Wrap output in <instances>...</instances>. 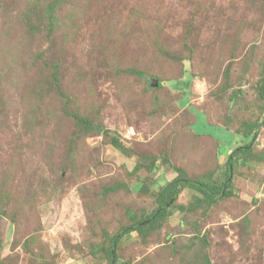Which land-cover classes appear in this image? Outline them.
Wrapping results in <instances>:
<instances>
[{
  "label": "rangeland",
  "instance_id": "374dc122",
  "mask_svg": "<svg viewBox=\"0 0 264 264\" xmlns=\"http://www.w3.org/2000/svg\"><path fill=\"white\" fill-rule=\"evenodd\" d=\"M263 71L264 0H0V264H106L250 140L231 196L182 189L116 264H264Z\"/></svg>",
  "mask_w": 264,
  "mask_h": 264
},
{
  "label": "trees",
  "instance_id": "16d2710c",
  "mask_svg": "<svg viewBox=\"0 0 264 264\" xmlns=\"http://www.w3.org/2000/svg\"><path fill=\"white\" fill-rule=\"evenodd\" d=\"M131 72H134L138 76L147 79L145 75L140 70L130 69ZM57 78V77H56ZM153 79V78H152ZM178 84V83H177ZM160 86V83H157ZM179 89H186L187 85L184 80H180ZM259 94L262 99H264V71L260 78L259 82ZM77 122L79 124L85 125L86 128H90L91 124L89 121L82 117H77ZM97 130H105L102 127L95 126ZM254 137V134H252ZM251 140L243 145H238L234 149L227 151V158L225 160V178L224 180L217 182H209L204 179L192 178L187 176L181 169L176 167V175H174L163 187L162 189V198L156 208L151 210L147 215L142 219L135 221L126 226H122L119 230L109 237V245L107 249V262L106 264H116V245L120 238L128 235L129 233L135 231L137 234L145 235L147 231L155 228L159 221L164 219L171 211L175 208L174 202L177 199V196L180 194L182 189H192L201 194V197H197L199 203L205 202L206 206H209L225 197H229L233 194L232 189V171L236 163V157L238 154L246 155L251 150ZM114 145L119 147L117 141H114ZM167 161V160H166ZM165 194V196H163ZM181 205H179L180 207ZM194 207L197 205H193ZM181 208H184L181 206ZM201 264H211L208 256L203 255V260Z\"/></svg>",
  "mask_w": 264,
  "mask_h": 264
},
{
  "label": "water",
  "instance_id": "95a60500",
  "mask_svg": "<svg viewBox=\"0 0 264 264\" xmlns=\"http://www.w3.org/2000/svg\"><path fill=\"white\" fill-rule=\"evenodd\" d=\"M151 83L152 85H157V80L153 78Z\"/></svg>",
  "mask_w": 264,
  "mask_h": 264
}]
</instances>
